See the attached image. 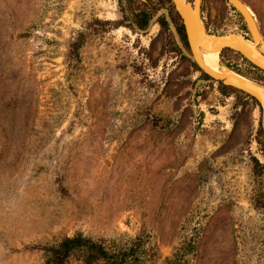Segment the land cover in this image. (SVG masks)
I'll return each mask as SVG.
<instances>
[{
  "label": "rangeland",
  "instance_id": "374dc122",
  "mask_svg": "<svg viewBox=\"0 0 264 264\" xmlns=\"http://www.w3.org/2000/svg\"><path fill=\"white\" fill-rule=\"evenodd\" d=\"M240 1L264 38V0ZM154 2L177 30L173 4ZM200 14L210 34L249 41L226 0ZM128 22L122 0H0V264H44L41 247L75 234L142 239L158 254L142 264L182 248V264H264L258 104L212 83L194 108L207 77L164 16L145 34ZM220 57L264 85L238 53Z\"/></svg>",
  "mask_w": 264,
  "mask_h": 264
},
{
  "label": "water",
  "instance_id": "95a60500",
  "mask_svg": "<svg viewBox=\"0 0 264 264\" xmlns=\"http://www.w3.org/2000/svg\"><path fill=\"white\" fill-rule=\"evenodd\" d=\"M169 1L173 4L174 10L182 22L186 46L181 41L168 10L160 9L149 21L147 29L140 30L134 23L132 14L128 11L126 0H122V3L129 18L128 23L140 34L147 33L156 19L163 15L181 55L207 77L206 80L200 79L195 84L191 96L194 108L196 107L194 99L197 93H201L206 85L220 83L222 86L236 90L256 101L260 108V126L264 137V85L233 71L220 57L224 50L236 52L249 64L264 73V38L260 34L257 23L247 10V7L240 0H226L242 17L250 36L249 41L233 31L221 36L210 34L201 18V0H193V3H190L188 0ZM202 52L216 54L218 62L217 71H213L205 66L201 57Z\"/></svg>",
  "mask_w": 264,
  "mask_h": 264
},
{
  "label": "trees",
  "instance_id": "16d2710c",
  "mask_svg": "<svg viewBox=\"0 0 264 264\" xmlns=\"http://www.w3.org/2000/svg\"><path fill=\"white\" fill-rule=\"evenodd\" d=\"M162 24L165 25L163 21ZM181 28H183L182 25ZM177 30L180 34V29ZM180 36L182 35L180 34ZM218 85L221 90L227 89L220 83ZM258 133L260 136L262 135L261 128H259ZM261 145L264 149V139H262ZM254 163L256 166L259 165L256 160H254ZM144 247V241L136 238L109 249L101 240L75 234L72 237L62 238L54 245L43 246L41 250L45 258L44 264H69L72 259L79 261L81 264H142L143 256L148 255V259L152 261L155 257L157 258L158 254L155 249L149 248L146 250ZM182 250L183 248L178 250L176 255L174 254V260L166 259L165 264H182V257L184 256Z\"/></svg>",
  "mask_w": 264,
  "mask_h": 264
},
{
  "label": "flooded vegetation",
  "instance_id": "af4514ba",
  "mask_svg": "<svg viewBox=\"0 0 264 264\" xmlns=\"http://www.w3.org/2000/svg\"><path fill=\"white\" fill-rule=\"evenodd\" d=\"M137 2L139 4L138 10H133L132 3ZM127 3L130 8H132L133 12V18L134 21L139 29H145L148 26L149 21L151 20L152 16L154 15V12L157 11L156 7L157 5L155 4L154 0H147L146 3L152 8V11H150L146 5L141 3L139 0H127ZM190 3H192L190 1ZM174 8V6H173ZM168 10V9H167ZM169 11V10H168ZM170 13V11H169ZM178 17V15L176 14ZM179 18V17H178ZM180 29V34L182 35V41L187 45L186 43V38H185V33L184 29L179 26Z\"/></svg>",
  "mask_w": 264,
  "mask_h": 264
},
{
  "label": "bare ground",
  "instance_id": "6f19581e",
  "mask_svg": "<svg viewBox=\"0 0 264 264\" xmlns=\"http://www.w3.org/2000/svg\"><path fill=\"white\" fill-rule=\"evenodd\" d=\"M201 57H202V61L205 64V66L209 67L213 71H217L218 62H217L216 54L202 52Z\"/></svg>",
  "mask_w": 264,
  "mask_h": 264
}]
</instances>
